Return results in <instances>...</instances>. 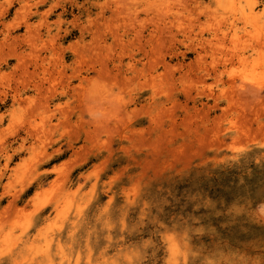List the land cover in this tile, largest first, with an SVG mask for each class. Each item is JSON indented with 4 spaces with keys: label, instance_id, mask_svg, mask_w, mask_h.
Instances as JSON below:
<instances>
[{
    "label": "rangeland",
    "instance_id": "obj_1",
    "mask_svg": "<svg viewBox=\"0 0 264 264\" xmlns=\"http://www.w3.org/2000/svg\"><path fill=\"white\" fill-rule=\"evenodd\" d=\"M129 262L264 264V0H0V264Z\"/></svg>",
    "mask_w": 264,
    "mask_h": 264
},
{
    "label": "bare ground",
    "instance_id": "obj_2",
    "mask_svg": "<svg viewBox=\"0 0 264 264\" xmlns=\"http://www.w3.org/2000/svg\"><path fill=\"white\" fill-rule=\"evenodd\" d=\"M243 58H244V57H243ZM244 59H245V58H244ZM244 59H243V61H244ZM173 238H174V237H173ZM166 239H167V238H166ZM166 239H165V240H166ZM173 240H174V239H173ZM174 241H175V240H174ZM178 241H179V240H178ZM166 242H167V241H166ZM166 244H167V243H166ZM168 244H169V243H168ZM177 244H178V243H177ZM174 246H175V245H174ZM177 246H179V245H177ZM180 246H181V244H180ZM165 247H166V246H165ZM14 248H15V246H14ZM12 249H13V248H12ZM181 249H182V248H181ZM182 250H184V248H183ZM185 250H186V249H185ZM125 251H126V250H125ZM125 251H124V252H125ZM185 253H187V252H185ZM49 254H50V252H49ZM38 255H40V254H38ZM47 255H48V254H47ZM186 255H187V254H186ZM186 255H185V256H186ZM35 257H37V256H35ZM41 257H42V256H41ZM105 257H106V256H105ZM44 258H45V257H44ZM102 258H104V257H102ZM106 258H107V257H106ZM30 259H31V258H30ZM32 259H33V257H32ZM40 259H41V258H40ZM180 259H181V258H180ZM47 260H48V259H47ZM126 260H127V257H126ZM130 260H131V259H130ZM181 260H182V259H181ZM34 261H35V260H34ZM45 261H46V260H45ZM127 261H128V260H127ZM187 261H188V260H187ZM15 262H16V261H15ZM29 262H30V261H29ZM31 262H32V261H31ZM31 262H30V263H31ZM110 262H111V261H110ZM110 262H109V263H110ZM113 262H114V261H113ZM179 262H181V261H179ZM101 263H102V262H101ZM129 263H130V262H129ZM139 263H140V262H139ZM181 263H182V262H181ZM181 263H180V264H181ZM25 264H26V263H25ZM103 264H104V263H103ZM112 264H113V263H112ZM116 264H118V263H116ZM130 264H131V263H130ZM177 264H178V263H177Z\"/></svg>",
    "mask_w": 264,
    "mask_h": 264
}]
</instances>
